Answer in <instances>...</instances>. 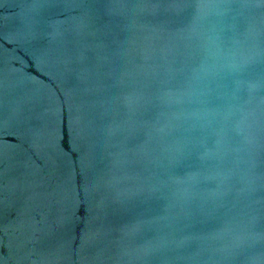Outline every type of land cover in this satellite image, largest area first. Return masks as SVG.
Masks as SVG:
<instances>
[{
	"label": "water",
	"instance_id": "obj_1",
	"mask_svg": "<svg viewBox=\"0 0 264 264\" xmlns=\"http://www.w3.org/2000/svg\"><path fill=\"white\" fill-rule=\"evenodd\" d=\"M0 264H264V0H0Z\"/></svg>",
	"mask_w": 264,
	"mask_h": 264
}]
</instances>
